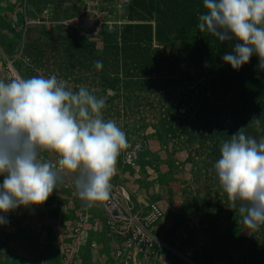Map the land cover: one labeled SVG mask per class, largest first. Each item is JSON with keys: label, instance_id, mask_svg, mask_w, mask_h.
I'll return each mask as SVG.
<instances>
[{"label": "rangeland", "instance_id": "1", "mask_svg": "<svg viewBox=\"0 0 264 264\" xmlns=\"http://www.w3.org/2000/svg\"><path fill=\"white\" fill-rule=\"evenodd\" d=\"M39 1L0 0V80L12 79L7 76L10 66L22 78L55 75L73 91L83 85L98 98L106 99L104 119L117 123L125 132L127 143L140 146L135 166L116 164L111 185L123 188L142 214H146L150 204L159 207L163 215L156 223V234L159 238L168 235L167 244L176 251L171 258L180 262L185 257L194 264H264V249L251 254L248 245L237 246L233 242L234 236L241 235L246 239L257 236L261 243L264 225L251 231L241 224V217L230 207L209 160L215 140L212 134H233L237 124L246 127L252 118L253 97L246 93L240 101V97L225 93L222 88L218 95L224 97L223 110L217 114V121L200 111L198 104L189 105L191 110L194 108L189 113L186 99L181 98L182 90H195L190 97L198 93L200 101L210 94L219 77H232L238 71H247L249 75L244 73L243 79L248 83L255 81L264 90V71L258 69V56L253 55L242 70H233L221 57L231 51L235 41L221 44L211 34L201 33L198 20L189 30L178 25L181 20L176 15L177 21L172 25L173 14L165 15L160 6L159 12L148 19L151 41L140 45L143 51L139 60L125 58L123 50L116 56L108 54L106 48L115 35L106 25L101 29L109 33L106 37L102 32H87L90 21L95 19L89 11H83L86 28L79 29L77 35L62 30L58 36H50L44 29L29 26L19 36L17 9L21 4H25L27 12L37 15L51 9L55 16L83 10L80 0H52L46 5H39ZM127 2L125 5L117 0H98L94 9L103 15L102 22H117L114 27L127 22L131 0ZM156 28L162 31V38ZM143 58H147L146 63H142ZM97 60L103 62L100 70L94 67ZM181 60H191L195 69H183ZM181 73L192 76L183 79ZM122 153L123 150L118 158ZM3 179L0 176V185ZM78 202L69 192L62 196L52 193L41 205L0 212L7 221L0 224V264H123L112 259L116 240L108 226L102 224L98 211ZM73 210L83 212L87 221L76 235L71 230ZM215 212L219 215L217 227L209 223ZM171 258L152 262L177 263ZM134 261L133 257L128 264H135Z\"/></svg>", "mask_w": 264, "mask_h": 264}, {"label": "clouds", "instance_id": "2", "mask_svg": "<svg viewBox=\"0 0 264 264\" xmlns=\"http://www.w3.org/2000/svg\"><path fill=\"white\" fill-rule=\"evenodd\" d=\"M18 7L21 37L29 26L50 29L25 25V19L38 15L30 16L25 4ZM203 7L199 31L221 44L235 41L221 59L238 71L256 55L258 69L264 71V0H203ZM44 11L54 20L75 14L63 17L53 15L52 9ZM55 27L64 26L51 28ZM94 67L102 69L103 62L95 61ZM105 106L104 97L98 98L83 85L73 91L55 75L0 80V176L4 177L0 212L43 204L71 174H75L77 195L87 207L109 199L127 138L114 120L104 119ZM253 120L260 124L259 118ZM42 153L55 159H46ZM220 154L214 163L219 185L246 228L256 231L264 225V137L258 141L240 128L222 142ZM6 222L0 216V224Z\"/></svg>", "mask_w": 264, "mask_h": 264}, {"label": "trees", "instance_id": "3", "mask_svg": "<svg viewBox=\"0 0 264 264\" xmlns=\"http://www.w3.org/2000/svg\"><path fill=\"white\" fill-rule=\"evenodd\" d=\"M52 0H40L39 5H46ZM202 0H131V4L127 8V12L129 14L126 16L125 20L127 21L125 24L116 25L113 27L111 31H113L111 34H114V37H111V41L108 44V47L106 48L107 53L111 54L112 56H116L117 53L123 50L124 57L125 58H134L139 60V54L142 53L143 48H140L142 43L150 42L151 41V25L148 24V19H150L153 15V13L159 12V6L164 8L163 12L165 15L173 14V20L172 25H175L177 19L176 15L180 18L181 21H179L178 25L184 26L186 29H191L195 25L196 21L198 20V16L201 13H204L206 10L204 9L203 5L201 6ZM197 6L198 9H195ZM133 9H132V8ZM38 12L41 11L40 8H37ZM199 14L197 15V13ZM40 13V12H39ZM28 14L30 16H34L35 13L33 11H28ZM37 14V13H36ZM65 17L64 15H62ZM157 18V17H156ZM19 22H21V19L19 17ZM170 27V26H169ZM159 30V28H156ZM62 30H69V32H72L74 35H77V31L72 28H66V27H55L50 28L49 30H43L46 34H50L53 36H58V34L61 33ZM56 32V34H54ZM64 32V31H63ZM115 32V33H114ZM118 33V35H116ZM19 36H21V33H18ZM109 33L106 31L102 32V36L106 37ZM156 40L158 37V34H155ZM159 37L162 38V31L159 30ZM84 39V38H82ZM86 46V44L84 45ZM130 52L134 54H130ZM129 56V57H128ZM161 59V58H160ZM135 60V61H137ZM163 60V59H162ZM147 58H143L142 63H146ZM150 60H148V63ZM161 62V61H160ZM170 61L167 62V70L170 67ZM162 63V62H161ZM181 64L183 67H187L188 70L195 69L194 63L191 60H181ZM184 69V68H183ZM242 70V67L240 68ZM190 72V71H189ZM198 72V70H197ZM183 73V70H182ZM181 73V75H182ZM191 73V72H190ZM190 73H188V76H192ZM244 73L246 72H240L238 71V74L233 75L232 77H219L216 84L212 86V90L210 94L208 93L207 97L203 98L199 101L198 93L194 94V96L190 97V94H193L195 90L193 91H187L186 89L182 90L181 92V98H185V105L186 107L195 106L196 104L201 106V110L204 111V113L207 116H210L213 118L214 121L216 120L217 114L223 110L222 107V101L224 97H220L218 95V91L224 88L225 93H232L234 97H240L239 100H242V97L246 93H251V96L253 97L252 100V109L253 112L251 113L252 118L250 119L248 125L246 127H243L241 124H237V128H235V132L233 134L229 133L226 134L223 131L222 132H215L212 134L213 145H211L209 160H211V163L214 164L219 158H220V146L222 142L229 140L232 135H234L240 128H244L246 135L252 136L256 138L258 141L261 137H264V90L258 88V86L254 82L248 83L246 80L243 79ZM187 75L183 74L181 77L183 79L187 78ZM185 76V77H184ZM214 77L211 76V79ZM246 96V95H244ZM262 97V98H261ZM229 99V98H228ZM227 101V97H226ZM239 102V101H238ZM237 104V103H236ZM193 106V107H194ZM205 107V110L203 109ZM236 107V105H235ZM194 109V108H193ZM190 107H188L189 113L193 111ZM235 109V108H234ZM238 111V109H236ZM193 113V112H192ZM244 113H247L244 111ZM242 113V114H244ZM253 118H259L260 124L257 125L255 120ZM213 153V154H212ZM220 212V211H219ZM215 212L213 217L209 219L210 225L214 224L218 225L219 215H216ZM217 219V220H216ZM242 225H244L239 219ZM231 232V231H230ZM229 233H226V235H230ZM161 240L168 241V235H162ZM259 238L257 236L249 237V238H243L241 235H236L233 237V242L237 246H243L248 245V247L251 248V254L258 253L264 249V241L260 243L258 240ZM172 260H176L177 263L175 264H182V261H178L177 258L173 257ZM171 261V263H173Z\"/></svg>", "mask_w": 264, "mask_h": 264}, {"label": "built area", "instance_id": "4", "mask_svg": "<svg viewBox=\"0 0 264 264\" xmlns=\"http://www.w3.org/2000/svg\"><path fill=\"white\" fill-rule=\"evenodd\" d=\"M80 1L83 10L78 14L75 13L73 16L63 20H54L46 11H43V14L33 19H25L24 24L44 27L46 29L58 24L80 32V30L86 28L87 22V18L82 17V14L85 11H89L95 19L90 21L91 29L87 32H91V34L95 31L99 33L103 32L104 30L102 31L101 29L104 25H106L109 31L113 29V25L117 22L104 23L101 21L103 15L95 11L94 6L98 0H90V3L88 0ZM117 1L119 4L127 5L128 3L127 0ZM97 27H99L98 30L96 29ZM7 70L8 78H15L17 76L10 66L7 67ZM139 148L140 146L138 145L127 143V147L123 150L122 156L117 159L116 164L124 163L125 165L135 166L140 152ZM42 156L46 159H55L54 155H49L48 153H42ZM74 176L75 174L65 176L63 182L58 185L57 189H54L53 193H58L62 196L64 192H69L74 200L79 201L78 203L80 204H85L77 195ZM93 207L98 211L102 224L108 226L111 236L116 240V243L112 245L111 256L113 260H119L123 264H128L129 259L134 257L136 258L135 264H154L152 262L154 259L171 258V255H176V251L156 234V223L158 220H161L163 213L155 204H150L146 214H142L135 209L129 199L128 193L123 188L111 185L109 199ZM61 208L62 210L66 209L65 206H61ZM85 216L83 212L78 213L76 210H73V224L71 225L73 228L71 227V230L75 235L81 231L79 229H82L80 228V226H83L82 223L87 222L85 221ZM181 259L182 264H194L190 259L185 257Z\"/></svg>", "mask_w": 264, "mask_h": 264}]
</instances>
